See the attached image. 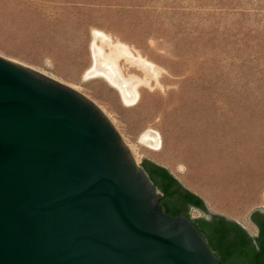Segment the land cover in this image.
Returning <instances> with one entry per match:
<instances>
[{
  "label": "rangeland",
  "instance_id": "rangeland-1",
  "mask_svg": "<svg viewBox=\"0 0 264 264\" xmlns=\"http://www.w3.org/2000/svg\"><path fill=\"white\" fill-rule=\"evenodd\" d=\"M94 30L129 49L118 65L119 77L143 80L133 104L106 77L87 76ZM0 54L88 96L139 163L166 166L211 211L256 232L248 214L264 209V0H0Z\"/></svg>",
  "mask_w": 264,
  "mask_h": 264
},
{
  "label": "water",
  "instance_id": "water-1",
  "mask_svg": "<svg viewBox=\"0 0 264 264\" xmlns=\"http://www.w3.org/2000/svg\"><path fill=\"white\" fill-rule=\"evenodd\" d=\"M141 164L95 101L0 54V264H225Z\"/></svg>",
  "mask_w": 264,
  "mask_h": 264
},
{
  "label": "trees",
  "instance_id": "trees-1",
  "mask_svg": "<svg viewBox=\"0 0 264 264\" xmlns=\"http://www.w3.org/2000/svg\"><path fill=\"white\" fill-rule=\"evenodd\" d=\"M142 166L162 192L161 205L168 215L174 217L184 212L191 217V207L204 213L209 211L204 198L184 186L166 166L151 159H144ZM252 218L260 228L257 244H253L246 229L222 214H212L210 219L201 216L192 220L223 263L264 264V214L255 212Z\"/></svg>",
  "mask_w": 264,
  "mask_h": 264
},
{
  "label": "bare ground",
  "instance_id": "bare-ground-1",
  "mask_svg": "<svg viewBox=\"0 0 264 264\" xmlns=\"http://www.w3.org/2000/svg\"><path fill=\"white\" fill-rule=\"evenodd\" d=\"M98 38L102 42L100 45L97 44ZM105 42L111 46L109 51L104 50ZM92 50L94 54V61L89 71L87 72V76L92 75L106 77L112 84H114L120 89L124 101L126 103L133 104L139 95L138 85L143 80L135 75H130L125 79L119 77V73L121 72V69L119 68L120 66L118 65L119 58L125 55L129 59H131L130 51L127 46L122 45L120 42L113 43L111 41L110 35L106 34L101 30H94ZM101 57L105 61L102 62ZM101 63L103 66H100ZM139 65L143 67L151 76H154L156 78L158 77L160 71L154 63L148 62L146 60L143 61L140 59ZM146 80L147 78L145 79V81ZM143 141L152 149L157 150L160 148V141L157 136H154L149 132H146L144 134Z\"/></svg>",
  "mask_w": 264,
  "mask_h": 264
},
{
  "label": "crops",
  "instance_id": "crops-1",
  "mask_svg": "<svg viewBox=\"0 0 264 264\" xmlns=\"http://www.w3.org/2000/svg\"><path fill=\"white\" fill-rule=\"evenodd\" d=\"M164 166V165H163ZM191 209H197V208H194V207H191ZM199 210V209H198ZM201 211V210H200ZM220 214V213H219ZM226 216V215H225ZM232 219V218H231ZM234 221L238 222L239 224H241L239 221L233 219ZM252 222V221H251ZM252 224L254 225V227L256 228V232L253 234V235H258V228L257 226L252 222ZM242 225V224H241ZM246 230H248L244 225H242ZM252 234V233H251Z\"/></svg>",
  "mask_w": 264,
  "mask_h": 264
},
{
  "label": "flooded vegetation",
  "instance_id": "flooded-vegetation-1",
  "mask_svg": "<svg viewBox=\"0 0 264 264\" xmlns=\"http://www.w3.org/2000/svg\"><path fill=\"white\" fill-rule=\"evenodd\" d=\"M261 213H263V212H261ZM264 214V213H263Z\"/></svg>",
  "mask_w": 264,
  "mask_h": 264
}]
</instances>
